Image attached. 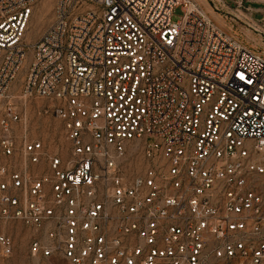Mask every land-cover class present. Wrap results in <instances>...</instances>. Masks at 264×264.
<instances>
[{
	"label": "built area",
	"instance_id": "obj_1",
	"mask_svg": "<svg viewBox=\"0 0 264 264\" xmlns=\"http://www.w3.org/2000/svg\"><path fill=\"white\" fill-rule=\"evenodd\" d=\"M211 1L240 33L192 0H56L30 42L34 0H0V151L22 158L0 165V219L33 227L32 254L264 264V50L244 39H264V0ZM23 66V97L55 102L60 152L14 131ZM137 148L146 165L131 174Z\"/></svg>",
	"mask_w": 264,
	"mask_h": 264
},
{
	"label": "rangeland",
	"instance_id": "obj_2",
	"mask_svg": "<svg viewBox=\"0 0 264 264\" xmlns=\"http://www.w3.org/2000/svg\"><path fill=\"white\" fill-rule=\"evenodd\" d=\"M202 11L209 14L215 10L218 20H215L219 25L232 33H240L236 28H231L227 16L224 15L223 9H215L211 0H192ZM233 4L232 0H225ZM56 0H34L32 10L25 29L23 40L34 41L54 17V7ZM247 3V2H246ZM252 6H262L263 4L256 2H248ZM183 10L181 5H177L173 9L172 19H178ZM255 19L261 17V12L253 13ZM250 35L249 40L244 38L250 46L256 50H264V39L257 34L246 30ZM31 55V51H27V60ZM24 78V66L20 69L17 76L13 79L9 91L13 94V101L16 103L21 112V120L14 123V131L17 135L26 134L30 138H40L44 142L45 152L54 154L62 151L67 142L64 137L62 121L51 110L53 106L52 100L42 96L23 97L22 87ZM47 108V111L44 109ZM19 139V138H18ZM21 153L16 156H6L0 151V165H17L22 162ZM146 163L137 148L128 155V160L125 163V169L128 173H138L142 171ZM35 230L33 227L27 226L19 221L0 219V234H7L11 237V251L5 253L0 244V264H69L68 260L61 254L54 253L50 256H42L40 254H32L30 251V242L34 236Z\"/></svg>",
	"mask_w": 264,
	"mask_h": 264
},
{
	"label": "crops",
	"instance_id": "obj_3",
	"mask_svg": "<svg viewBox=\"0 0 264 264\" xmlns=\"http://www.w3.org/2000/svg\"><path fill=\"white\" fill-rule=\"evenodd\" d=\"M226 11H233V9H232L231 7H229V6H227V7H226ZM217 13H218V12H216V11L213 10V8H212V11L209 12L208 15H209L211 18H213V19H215V20H218L219 18H218V16H217ZM224 15L226 16V15H228V14L224 12Z\"/></svg>",
	"mask_w": 264,
	"mask_h": 264
}]
</instances>
